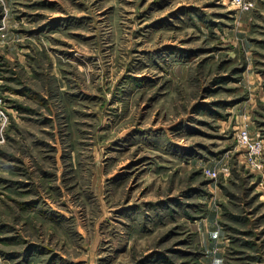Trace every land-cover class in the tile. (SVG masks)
Instances as JSON below:
<instances>
[{
  "label": "rangeland",
  "instance_id": "1",
  "mask_svg": "<svg viewBox=\"0 0 264 264\" xmlns=\"http://www.w3.org/2000/svg\"><path fill=\"white\" fill-rule=\"evenodd\" d=\"M241 2L0 0V264H264V0Z\"/></svg>",
  "mask_w": 264,
  "mask_h": 264
},
{
  "label": "built area",
  "instance_id": "2",
  "mask_svg": "<svg viewBox=\"0 0 264 264\" xmlns=\"http://www.w3.org/2000/svg\"><path fill=\"white\" fill-rule=\"evenodd\" d=\"M237 4L243 5L244 8H247L249 4H246L245 2L242 3L241 0H237ZM3 101L0 97V136H1V122L4 117L3 112ZM237 140L238 142L245 148V153L248 162L252 163L253 166H259L257 160L261 155L262 149H263V143L260 139L252 136V134L245 128L239 129L237 133ZM206 174L210 176H216L217 172L214 170L207 169Z\"/></svg>",
  "mask_w": 264,
  "mask_h": 264
}]
</instances>
